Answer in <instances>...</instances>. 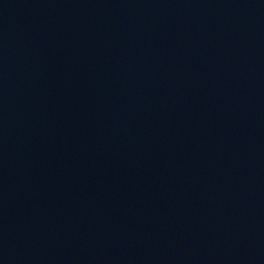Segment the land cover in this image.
I'll return each instance as SVG.
<instances>
[{
  "label": "water",
  "instance_id": "1",
  "mask_svg": "<svg viewBox=\"0 0 264 264\" xmlns=\"http://www.w3.org/2000/svg\"><path fill=\"white\" fill-rule=\"evenodd\" d=\"M0 264H264V0H0Z\"/></svg>",
  "mask_w": 264,
  "mask_h": 264
}]
</instances>
